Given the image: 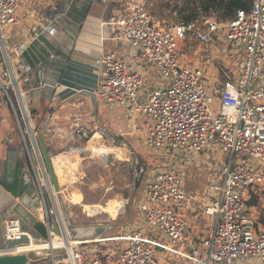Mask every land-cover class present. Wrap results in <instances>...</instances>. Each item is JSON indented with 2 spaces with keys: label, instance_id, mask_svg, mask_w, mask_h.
<instances>
[{
  "label": "built area",
  "instance_id": "1",
  "mask_svg": "<svg viewBox=\"0 0 264 264\" xmlns=\"http://www.w3.org/2000/svg\"><path fill=\"white\" fill-rule=\"evenodd\" d=\"M25 1L0 0V65L4 67L0 74V95L11 105L18 125L22 170L32 182L26 193L33 186L36 189L42 211L40 219L52 239L57 235L54 225L60 235L67 234L58 196L64 188L76 185V168L69 162L55 168L51 156L60 188L56 191L34 124L28 92L20 85L21 80L30 84L32 67L15 66L25 45L9 47L5 41L8 34L2 32V28L20 23L18 13ZM108 24L116 29L114 40L135 50L142 64L150 66L146 75L149 78L156 75L161 83L155 82L156 86L146 91L144 77L136 66L115 53H108L97 62L102 69L97 95L109 106H129L144 117V145L148 149L186 154L221 153L229 156V161L223 166L221 181L214 180L208 186L215 195L211 203L184 188L181 172L175 167L165 166L148 179L138 207L143 226L116 237L119 240L93 241L127 242L117 257L107 259L112 261L106 264H161L160 253L176 264H264V228L257 226L247 205L253 188L264 185V0H254L249 11L239 10L227 22H219L216 16L199 11L193 21L170 24L158 22L145 0H127L124 13ZM221 30H227L226 38L238 58L237 78L220 84L209 82L202 66L193 69L184 63L180 44L188 39L208 44L219 37ZM45 31L55 36V22L51 21ZM9 85L14 94L9 92ZM143 95L145 101H141ZM219 95V112L215 114L211 104ZM47 132L50 133L49 123L44 134ZM94 135L103 139L102 131L96 129L91 133L80 125L69 133H60V137L76 141L81 155L90 153L87 148ZM8 142L14 144L15 139L10 137ZM65 144L59 157L71 154L72 141ZM129 205L125 201L117 218L127 214ZM198 212L215 220L214 232L201 240L192 233L188 219L189 213ZM25 235L32 240L23 231L19 219L6 220L7 241L21 240ZM76 242L79 244L71 247L70 264H102L99 258H90L88 251H81L79 246L84 242ZM13 249L6 248L0 254L29 253L24 250L16 253ZM65 250L68 257V248ZM65 255H53L59 259L54 264H63Z\"/></svg>",
  "mask_w": 264,
  "mask_h": 264
},
{
  "label": "crops",
  "instance_id": "2",
  "mask_svg": "<svg viewBox=\"0 0 264 264\" xmlns=\"http://www.w3.org/2000/svg\"><path fill=\"white\" fill-rule=\"evenodd\" d=\"M26 1L19 12L20 23L9 32H2L3 34H8L5 41L9 47L20 44L25 45L24 51L16 59L15 66L18 67L19 64H23L24 66L32 67L30 84L24 83L21 80L20 85L21 88L28 92L29 106L34 113V124L38 130L45 129L49 123L50 133L44 134V139L52 158H54L55 168L69 162L76 168V178L78 179V164L74 163L72 158L81 154L78 153L73 156H69L71 154L68 156L61 155L59 157V153H62L64 150L66 142H76L68 137H60V133H69L78 125L84 126L91 133L98 129L102 131V136L113 134L114 131H120L122 129L120 126H123L125 130L132 131L134 125L135 130L138 128L142 133L143 147L150 150L144 145L145 133L142 132L145 128L144 117L138 116L139 123H136L134 119L136 112L131 110L129 106H109L97 95L102 72L101 66L97 62L102 56L108 53H115L123 59L128 55L133 60H138L139 57L135 50L114 40L116 29L114 26L108 24L118 19L124 13L127 0ZM146 5L150 9L147 2ZM174 13L175 15L178 14L176 11ZM155 19L162 24L175 23L173 20L166 22L164 19L160 21L161 19L159 20L157 17ZM51 21H54L57 27L55 36H50L45 31ZM219 39V37L214 38L215 41H219ZM0 55L2 56V54ZM1 60L2 57H0ZM208 62L211 64L214 60L212 59ZM215 62L216 64H212L219 71L223 64L217 60ZM142 66L145 68V72H147L148 68L150 69V66ZM223 67L224 71H228L227 66ZM0 68L2 74L4 67L0 65ZM153 70V72L156 71L155 69ZM19 73L23 75L22 70ZM229 79L233 80L235 78L228 75ZM150 80L154 83H161L156 75L150 78ZM8 88L9 92L14 94L12 86L9 85ZM145 97L146 95H143L141 101H145ZM0 98V162L1 168L4 169L9 147L15 148L19 152L18 160L21 165L23 162L22 150L18 142V125L13 109L4 95H0ZM94 136L92 141L94 145L91 144L93 150L100 145L109 148L110 152L103 154L105 155L104 164L108 162L110 155L115 156L114 153L123 150L120 148L122 142L118 139L113 141L114 145L109 146L103 143L99 135ZM10 137L15 139L14 144L8 142ZM90 152L93 158L99 157L98 155L94 156L95 152ZM128 168L133 169L134 166H128ZM158 169H155L151 173L149 170L147 171L146 166L141 165L139 167L140 174L138 175L139 182L143 174H145L147 178L144 180V183L146 184L148 179L160 170ZM142 170L144 172H141ZM81 178L83 180V177ZM214 180L216 181V178H213L212 181ZM78 187L81 186L76 183L75 186L61 190L60 194L64 200L66 198L67 202L74 201L78 197V194H80ZM144 194L145 186L139 204L143 200ZM195 194L199 195L198 193ZM109 195L117 196L124 202L129 201L130 203L128 197L118 192L109 193ZM199 196L207 203H211L210 200L215 198V195L210 193L209 187H207V191L203 192L202 196ZM262 198L264 199V185L253 188L247 201L250 213L256 219L257 226L260 228H264V220H258L257 216V213L260 216L264 214V210L259 206V199L262 200ZM254 199L258 200L257 203L250 205V201ZM120 204L123 203L121 202ZM262 207L264 209V205ZM191 217L194 226L193 234L197 239L201 240L214 232L215 220L213 217L206 216L204 212L192 213ZM199 219L207 222L206 228H204V225L200 226V223H197ZM165 264H176V261L169 260Z\"/></svg>",
  "mask_w": 264,
  "mask_h": 264
},
{
  "label": "rangeland",
  "instance_id": "3",
  "mask_svg": "<svg viewBox=\"0 0 264 264\" xmlns=\"http://www.w3.org/2000/svg\"><path fill=\"white\" fill-rule=\"evenodd\" d=\"M145 1L148 3L152 15L159 20L161 19L160 21L164 19L166 22L173 20L175 23H182L180 15H175L174 13L176 10L175 0ZM18 15L20 14L18 13ZM178 19L180 21H178ZM13 28L14 26L4 27L2 31L9 32ZM218 34L220 38L219 41L212 40L208 44L197 39H188L186 42H182L180 44V55L183 62L189 65V67L194 69L195 66H202L209 82H219L221 84L228 75L237 78L235 63L238 55L234 51L235 48L231 46V43L226 38L227 30H221ZM0 54H2L1 50ZM124 59L130 65L134 64L136 70L143 75L145 88L156 86L146 75L145 68L142 66V60L139 57L138 60H133V58L128 55ZM212 59L214 62L210 64L208 61ZM228 59L230 60L228 61ZM215 60L220 61L223 66H227L228 71H224L223 66L217 71L214 65L216 64ZM220 102L221 96L219 95V98H216L215 102L211 104V108L215 114L219 112ZM138 116L142 115L136 113V116H134L136 123H139ZM120 128L122 129L118 132L114 131L113 134L104 135L102 140L105 145L111 146L114 145L113 141L118 139L122 142L120 148L123 150L121 151H124V154L127 153L126 155H128V157L126 158L125 155V158L120 160L117 159L116 156L110 155L108 157V162L104 164L100 157L93 158L91 152L74 156L72 161L78 164L77 185L81 186L78 187L80 194H78V197H76L74 201H68V204L64 200L72 225L108 224L113 226L112 230L103 238L74 240L84 242L83 245L79 246L81 251H88L90 258H99L102 264H106L107 261H112L107 259L116 258L119 251L127 245V242L103 241L97 243L93 242L94 240L116 238L143 226V221L139 216L137 207L139 201L142 199L145 186L144 180L147 176L143 174L139 182L138 175L140 174L139 167L141 165L146 166L147 171L149 170L151 173H153L155 169H163L165 166L177 168L181 172L183 187L193 194L198 193L202 196L203 192L207 191V187L210 182H212L213 178H216V181L221 180L223 166L229 161V156L221 153L209 155L204 153L186 154L185 152L176 150H167L163 152L150 151L143 147L140 129L137 128L135 130L134 125L132 131L125 130L123 126H120ZM142 132L144 131L142 130ZM91 144L94 145V142H91L87 149L94 152ZM104 150L108 152V148L105 147ZM95 152L103 153L101 151ZM132 165L134 166L133 169L128 168V166ZM1 167L2 165L0 162V169L2 171L3 169ZM1 175L2 173L0 172V176ZM81 177H83V180ZM114 192H118L130 199V205L127 207V214L125 216L117 218L125 202L117 196L109 195V193ZM118 201L123 204H120ZM212 201L213 199L210 200V202ZM259 204L260 208L264 210L262 207V205H264L263 198L262 200L259 199ZM188 215L192 233H194L192 217L190 213ZM257 216L258 220H264V214L260 216L257 213ZM197 223H200V226H205L207 224V222L202 219H199ZM206 227L207 226L204 228ZM64 259L65 261L63 264H70V259L66 255ZM160 260L161 264H164L166 260H169V257L164 253H160Z\"/></svg>",
  "mask_w": 264,
  "mask_h": 264
},
{
  "label": "water",
  "instance_id": "4",
  "mask_svg": "<svg viewBox=\"0 0 264 264\" xmlns=\"http://www.w3.org/2000/svg\"><path fill=\"white\" fill-rule=\"evenodd\" d=\"M38 136L52 184L56 191L59 192L60 188L55 175L51 154L44 139V129L38 131ZM119 145L121 144L119 143ZM18 156L19 152L15 148L9 147L7 162L4 163L5 168L2 171L0 169L2 173L0 176V250L25 246L32 243V240L26 235L21 240L7 241L4 236V226L5 221L8 219H19L23 231L31 235L36 243L51 242L52 240L48 229L40 219L41 214L39 207H41V204L38 198L35 200V207H32L31 204L24 199L26 190L32 186V182L30 176L26 172H23ZM32 188H34V186ZM58 197L62 214L67 225V231L73 240L103 238L112 230L113 226L108 224L72 225L63 196L59 194ZM53 231L57 235L61 234L56 225H54ZM65 253V249H54L51 252L52 255H65ZM0 264H54V260L53 257L43 259L42 256L33 252L21 254L6 253L0 254Z\"/></svg>",
  "mask_w": 264,
  "mask_h": 264
},
{
  "label": "trees",
  "instance_id": "5",
  "mask_svg": "<svg viewBox=\"0 0 264 264\" xmlns=\"http://www.w3.org/2000/svg\"><path fill=\"white\" fill-rule=\"evenodd\" d=\"M253 2L254 0H175V11L184 23L196 19L199 11L206 15L216 16L219 22H227L233 19L239 10L249 11ZM227 80L228 76L225 77L224 81ZM257 201L256 199L250 201V205H255Z\"/></svg>",
  "mask_w": 264,
  "mask_h": 264
},
{
  "label": "bare ground",
  "instance_id": "6",
  "mask_svg": "<svg viewBox=\"0 0 264 264\" xmlns=\"http://www.w3.org/2000/svg\"><path fill=\"white\" fill-rule=\"evenodd\" d=\"M105 146L104 145H100L98 147H96V149L94 148L95 151H101L103 153H95L94 156L98 155L102 161L105 160V155L103 154H107L109 153V148H108V152L106 150H104ZM71 155L69 156H73L75 154H78L79 151L76 149L75 143H72L71 145V150H70ZM116 158L118 159H122L125 158L126 153L124 154L123 151H119L117 153H114ZM128 157V155H126V158ZM37 198V194H36V189L35 188H30L29 191L26 193L24 199L29 202L31 204L32 207H35V200ZM19 201V200H18ZM66 203L68 204L66 198H65ZM39 211H40V207H39ZM42 211H40L41 213ZM41 217V215H40ZM65 220V219H64ZM6 222V221H5ZM66 224V222H65ZM5 227V226H4ZM66 230H67V225H66ZM67 234H63V235H56L52 238L51 242H41V243H36L35 240L32 238V243L29 244L28 246H19L17 248H14L12 251H15L16 253L19 251H26V252H33V253H37L40 256L43 257V259H48L50 257H53L54 261L59 260L57 257L53 256L51 254L52 250L54 249H66L68 248L69 254L68 257L69 259L73 258V249L71 248L74 244H79L76 241H74L70 235L69 232H66ZM111 240H119V239H111ZM99 240H97L98 242ZM6 249V248H4ZM4 249L0 250L3 251ZM10 250V249H9Z\"/></svg>",
  "mask_w": 264,
  "mask_h": 264
}]
</instances>
